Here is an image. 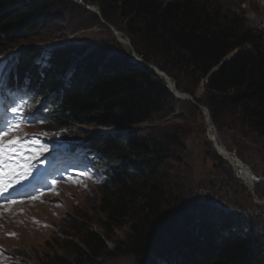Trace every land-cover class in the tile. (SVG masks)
<instances>
[{"label":"trees","instance_id":"obj_1","mask_svg":"<svg viewBox=\"0 0 264 264\" xmlns=\"http://www.w3.org/2000/svg\"><path fill=\"white\" fill-rule=\"evenodd\" d=\"M56 1L0 0V58L47 27L53 12L88 13L72 1ZM82 1L124 32L145 65L170 77L180 92L194 96L201 86L195 101L207 107L218 133L246 129L264 139V26L247 27L241 14H226L216 0ZM83 52L34 48L6 65L8 82H21L50 104L46 126L65 130L62 139L75 140L77 125L104 131L85 144L105 174L102 231L83 230L69 256L48 264L108 256H130L135 264H264V239L252 223L229 209L224 217L207 213L197 191L172 184L173 136L136 128L180 102L165 81L118 53H91L70 71ZM191 110L198 115L194 105ZM128 222L131 234L110 249L109 236Z\"/></svg>","mask_w":264,"mask_h":264},{"label":"rangeland","instance_id":"obj_2","mask_svg":"<svg viewBox=\"0 0 264 264\" xmlns=\"http://www.w3.org/2000/svg\"><path fill=\"white\" fill-rule=\"evenodd\" d=\"M21 1L31 3L35 0ZM69 1L81 6L80 0ZM216 1L226 14H241L247 27L264 26V0ZM58 2L54 0L55 4ZM92 7L98 11L95 6ZM52 14L53 20L47 27L30 36L26 43L13 45L14 49L9 54H21L34 48L53 52L63 48L75 50L82 48L84 51L82 58H79L70 71L91 53L124 54L132 60L133 49L120 43L111 28L122 33L118 37L123 38H120L122 41H125L124 36H128L112 25L102 23L96 14L89 10L83 14L79 9L72 7H67L65 12L55 11ZM194 92L192 98L195 100L202 95L203 88L199 86ZM191 106H193L191 102L180 100L174 103L170 110L153 115L150 121L136 128L144 133L153 131L162 137L166 134L173 136V153L178 157V161L174 162L172 184L181 183L186 188L197 191L207 213L225 216L226 209L236 211L239 218L246 223H252L264 239V182L253 183L250 191L228 162L220 156V160L212 161L208 154L216 153V150L207 136L205 117L199 109L198 115L194 114ZM27 109L25 115L30 119L35 108L31 111ZM215 131L218 141H221L227 151L245 167H249L256 177L264 179L263 138L249 133L246 129L228 128L220 134L215 127ZM103 133V130L94 125H77L72 135L76 139L70 140L62 139L60 134L65 135V130L23 123L18 129L17 137L22 141L21 144L24 139L29 142L39 140L42 134L48 137L49 140H41L42 146L34 152L37 157L40 155L43 157L53 155L56 148L69 146L72 142L90 143ZM64 172L65 170H62L60 173ZM57 183V192L44 194L34 203H24L6 209L16 213L11 223V234L14 235L0 231V264H48L53 257L69 256L72 247L80 243L83 230L102 231L99 223L104 219L100 210L104 194L100 189L102 184L100 172L96 174L92 170H82V175H65L63 181ZM41 204H43L41 210L32 212L29 210ZM27 211L28 214L24 215ZM131 223L128 222L121 228L113 230L108 240L110 249L125 241L131 234ZM5 232L10 233L9 230ZM89 264H135V262L130 256H108Z\"/></svg>","mask_w":264,"mask_h":264},{"label":"water","instance_id":"obj_3","mask_svg":"<svg viewBox=\"0 0 264 264\" xmlns=\"http://www.w3.org/2000/svg\"><path fill=\"white\" fill-rule=\"evenodd\" d=\"M79 4L89 10L90 12L96 14L102 23H105V21L102 19L101 17V14L99 11H97L94 7L90 6V5H87L85 4L82 0L79 1ZM111 28V27H110ZM112 32L116 35V37L118 35H122V33L116 31L115 29L111 28ZM125 39H126V42L128 43L129 47L132 49V46H131V42H130V39L126 36H124ZM132 53H133V63L137 66H140V67H145L147 70L155 73L159 78L163 79L167 85V88L169 89V91L175 96L176 99L178 100H182V101H189L191 102L197 109H199L201 111V113L204 115L205 117V124H206V130L208 131L210 127H212L215 131V126L212 122V119H211V116H210V112L209 110L207 109V107H205L204 105L202 104H199L197 103L191 95L189 94H186V93H182L180 92L177 88H176V83L171 79L169 78L167 75H165L163 72L159 71L156 67H153V66H148V65H145V63L142 61L141 58H139L135 52L132 50ZM215 135L217 136L216 134V131H215ZM218 138V136H217ZM219 139V138H218ZM219 142L221 143V141L219 140ZM221 145L223 146L224 149H226V147L221 143ZM216 153L218 154V156H220L222 158V156L216 151ZM228 153L230 155H232L229 151ZM223 159V158H222ZM224 160V159H223ZM246 168L248 169V171L250 172L251 176H252V180H253V183H257V182H260V181H263L264 182V179L261 178V177H256L253 172L250 170L249 167L246 166ZM253 188V187H252ZM252 188H249L250 191H252ZM256 198V197H255Z\"/></svg>","mask_w":264,"mask_h":264},{"label":"bare ground","instance_id":"obj_4","mask_svg":"<svg viewBox=\"0 0 264 264\" xmlns=\"http://www.w3.org/2000/svg\"><path fill=\"white\" fill-rule=\"evenodd\" d=\"M120 35L117 36V39L120 43H124L126 45H128V43L125 41H122L121 39L123 38H118ZM207 136L211 139L212 144L214 149L221 155L223 156L222 158L229 163V165L233 168V171L238 175V177L246 184V186L248 188H252L253 187V180H252V176L250 174V172L248 171V169L242 164L241 161H239L233 154L230 155L228 153V151L226 149L223 148V146L221 145V143H219L217 136L215 135L214 129L212 127L209 128V130L207 131ZM49 194V193H48ZM44 195V194H43ZM42 195V196H43ZM41 196V197H42ZM35 200L33 201H26V202H20V203H16L13 207H17L21 204L24 203H34ZM41 206H43V204L41 205H35V207L29 209L31 212L33 210H41ZM7 208H0V231L5 233V234H11V229H12V220L15 217L16 213L14 211H7ZM6 211V212H4ZM28 214V211L24 213V215ZM9 230L10 233H6L5 231Z\"/></svg>","mask_w":264,"mask_h":264},{"label":"snow or ice","instance_id":"obj_5","mask_svg":"<svg viewBox=\"0 0 264 264\" xmlns=\"http://www.w3.org/2000/svg\"><path fill=\"white\" fill-rule=\"evenodd\" d=\"M5 69L0 67V76L4 74ZM13 114H22L21 110L17 108L12 109ZM19 128V124L13 125L11 122L7 125V131H0V164H4V157L11 153L12 155L9 156L11 160L13 157H24V150L18 149L16 145L21 144L22 141L19 137H13L12 139L4 140V137H7L9 133L17 130ZM28 151H35L34 149H27ZM19 168H27L26 163H15V164H7L6 171L0 170V175H7L13 172H16ZM82 175V173H81ZM11 187L10 182L6 185L0 187V195L6 193L8 189ZM14 235V234H10Z\"/></svg>","mask_w":264,"mask_h":264}]
</instances>
